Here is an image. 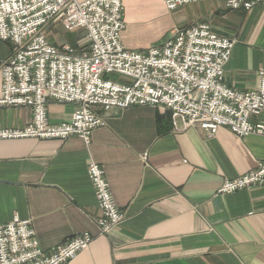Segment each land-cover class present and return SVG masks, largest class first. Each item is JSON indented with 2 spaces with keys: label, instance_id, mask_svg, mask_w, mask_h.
I'll list each match as a JSON object with an SVG mask.
<instances>
[{
  "label": "crops",
  "instance_id": "1",
  "mask_svg": "<svg viewBox=\"0 0 264 264\" xmlns=\"http://www.w3.org/2000/svg\"><path fill=\"white\" fill-rule=\"evenodd\" d=\"M128 50L146 51L176 29L205 22L234 41L224 84L253 91L264 70V0L230 10L225 0L166 9L165 0H122ZM79 36L84 32L80 31ZM51 43V42H50ZM12 46L0 42V64ZM1 93V74H0ZM73 104L47 105L48 119H70ZM86 144L0 140V225L30 220L40 248L50 250L80 233L94 239L68 264H264V188L218 194L225 180L264 162V137L238 138L226 129L208 136L193 127L174 131L170 112L132 106L102 113ZM28 107L0 108V130L31 123ZM264 124V116L251 118ZM104 171L121 224L98 234L100 210L88 179L89 165Z\"/></svg>",
  "mask_w": 264,
  "mask_h": 264
},
{
  "label": "built area",
  "instance_id": "2",
  "mask_svg": "<svg viewBox=\"0 0 264 264\" xmlns=\"http://www.w3.org/2000/svg\"><path fill=\"white\" fill-rule=\"evenodd\" d=\"M203 0H165L166 9ZM263 0H225L230 10L248 11ZM60 25L82 30L76 46L50 43L45 29ZM122 0H0V42L12 46L1 62L0 108L28 107L31 123L22 129H1L0 140L66 141L76 136L86 144L102 124V113L132 106H150L170 112L174 131L196 127L208 136L226 129L238 138L264 137V70L257 72L253 91L238 92L224 84V66L234 41L217 35L201 22L176 29L171 38L146 51L126 49ZM124 80H111L108 75ZM73 104L68 121L52 124L47 105ZM100 210L98 234L122 223L105 179L96 164L87 170ZM264 188V162L241 176L225 180L218 194L252 187ZM94 239L90 233L72 236L45 253L30 220L14 217L0 225V264H68Z\"/></svg>",
  "mask_w": 264,
  "mask_h": 264
},
{
  "label": "rangeland",
  "instance_id": "3",
  "mask_svg": "<svg viewBox=\"0 0 264 264\" xmlns=\"http://www.w3.org/2000/svg\"><path fill=\"white\" fill-rule=\"evenodd\" d=\"M80 31L82 30L78 29L72 32H68L65 31L60 25H51L50 27L45 29V35L48 41L54 45L60 46L62 44H69L71 46H76V40L81 41L83 39V36H79ZM108 78H110L111 80H124L123 77L115 74L108 75Z\"/></svg>",
  "mask_w": 264,
  "mask_h": 264
}]
</instances>
